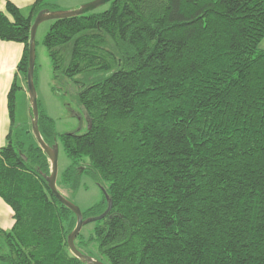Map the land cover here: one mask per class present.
<instances>
[{
    "label": "trees",
    "instance_id": "obj_1",
    "mask_svg": "<svg viewBox=\"0 0 264 264\" xmlns=\"http://www.w3.org/2000/svg\"><path fill=\"white\" fill-rule=\"evenodd\" d=\"M44 1L31 12L56 10ZM108 3L53 20L44 38L55 80L91 79L77 96L86 132L57 133L38 102L40 133L70 160L64 183L78 190L86 176L102 190L83 219L111 202L88 222L98 256L81 231L76 247L106 264H264V0ZM5 10L0 40L23 44L26 81L31 17L10 0ZM19 90L14 81L7 95L12 126ZM6 141L0 198L13 225L0 228V258L83 264L69 250L76 217L48 187L46 154L11 131Z\"/></svg>",
    "mask_w": 264,
    "mask_h": 264
},
{
    "label": "rangeland",
    "instance_id": "obj_2",
    "mask_svg": "<svg viewBox=\"0 0 264 264\" xmlns=\"http://www.w3.org/2000/svg\"><path fill=\"white\" fill-rule=\"evenodd\" d=\"M93 0H59L60 9L54 11H70L80 6L92 2ZM109 3H105L96 11L107 9ZM53 20H45L41 22L35 33V76H36V93L40 104V109L54 120L57 133H76L83 134L88 129V118L85 111L78 104L77 96L81 88H84L91 79L86 74H79L73 78L62 77L55 80L53 77L52 63L46 47L44 38L50 29ZM259 50H264V38L258 46ZM24 79V78H23ZM24 81L25 89L17 91L15 100L14 125L11 137L13 141H20L24 146L36 144L32 134L31 117L29 113L30 101L27 92L26 81ZM70 160L65 154L63 147L58 143V174L57 187L58 190L72 203L76 204L81 210L98 203L102 197V190L91 179L84 176L81 186L78 190H73L69 184L62 181L61 174L69 165ZM87 164V160H82L81 164ZM83 164V165H84ZM93 223L85 224L81 229V238L88 244L86 252L92 256H98L96 243L89 242L92 235ZM96 250V252H95ZM6 251V246L0 237V255ZM0 264H9L0 258Z\"/></svg>",
    "mask_w": 264,
    "mask_h": 264
},
{
    "label": "water",
    "instance_id": "obj_3",
    "mask_svg": "<svg viewBox=\"0 0 264 264\" xmlns=\"http://www.w3.org/2000/svg\"><path fill=\"white\" fill-rule=\"evenodd\" d=\"M111 0H93L87 4L80 6L77 9H73L70 11H54L42 9L40 10L34 20L31 22L30 26V35L28 42V67L26 72V87L29 95L30 101V117H31V126H32V134L39 145V147L46 154L49 166L50 173L47 176V184L51 191V193L55 196V198L66 208H68L76 217V223L73 230L70 232L67 238V244L70 252L74 257L78 258L83 264H106L103 261L96 259L90 255H87L78 250L75 245V239L80 233L82 227L91 221L100 220L105 217L108 211L111 208V202H108V206L106 210L95 217L83 219V214L81 209L71 201H69L57 188V174H58V145L50 146L48 145L39 130L38 119H39V110H38V99L36 93V87L34 83V71H35V33L38 25L45 20H58L65 19L70 17H75L79 15H83L87 12L94 11L105 3L110 2Z\"/></svg>",
    "mask_w": 264,
    "mask_h": 264
},
{
    "label": "crops",
    "instance_id": "obj_4",
    "mask_svg": "<svg viewBox=\"0 0 264 264\" xmlns=\"http://www.w3.org/2000/svg\"><path fill=\"white\" fill-rule=\"evenodd\" d=\"M18 7L24 16H30L31 22L37 13L31 12V7L35 0H10ZM45 4L59 6V0H45ZM48 8V7H45ZM49 9V8H48ZM52 10V9H50ZM0 11L6 12L5 0H0ZM24 46L22 43L15 41L0 40V148L6 145V136L13 131L10 116L7 107V95L14 81L20 86V90L24 92V79L18 71V63L21 60ZM30 113V111H29ZM13 225L12 209L0 198V228L9 230Z\"/></svg>",
    "mask_w": 264,
    "mask_h": 264
}]
</instances>
